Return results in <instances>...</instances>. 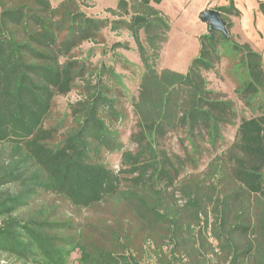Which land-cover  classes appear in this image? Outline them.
Instances as JSON below:
<instances>
[{"label":"trees","instance_id":"16d2710c","mask_svg":"<svg viewBox=\"0 0 264 264\" xmlns=\"http://www.w3.org/2000/svg\"><path fill=\"white\" fill-rule=\"evenodd\" d=\"M78 2L0 0V258L70 264L76 252L77 264H264V65L262 54L230 33V17L240 16L233 1L213 8L226 34L200 35L189 70L213 71L227 59L235 96L253 114L239 119L234 102L208 90L183 110L180 90L190 75L156 73L170 29L156 8L162 0H116L106 10L113 19L87 16ZM257 10L264 17V2ZM105 29L128 32L143 69L130 98L134 152L122 150L116 127L124 118L121 76L74 56L83 43H103ZM120 48L128 46H111ZM78 79L84 94L69 105L70 126L66 116L47 126L55 98ZM237 120L224 154L202 175L178 180L186 159L160 141L181 131L197 166L199 142L215 148L223 127ZM114 152H121L118 171L104 160ZM57 200L107 215L76 221Z\"/></svg>","mask_w":264,"mask_h":264},{"label":"rangeland","instance_id":"374dc122","mask_svg":"<svg viewBox=\"0 0 264 264\" xmlns=\"http://www.w3.org/2000/svg\"><path fill=\"white\" fill-rule=\"evenodd\" d=\"M61 1L63 0H50L53 7L58 5ZM218 1L222 0H162L160 4L156 5V8L161 10L166 16L170 29L166 35L167 40L161 46L155 70L158 76L165 71L190 75L191 82L180 90L183 110L196 107L197 100L203 96L205 90H208L213 92L211 96L213 98L226 99L234 102L238 113V119L239 116L250 117L253 114L245 109L241 101L235 96L234 88L236 84L226 73L227 59L222 58L213 71L194 73L189 70L191 60L198 55L199 37L207 32V25L200 21L199 14L205 9H210V5L213 7ZM78 5L87 16L113 19L106 10L114 9L116 0H79ZM231 35L237 43H244L238 35ZM103 36V43H83L74 53V56L78 60H85L88 65L93 67H98L100 63H104L121 76L125 90H122V95L119 96L120 107L124 118L116 127L122 142V150L134 152L136 146L131 142L130 137L138 131V127L137 118L133 113L130 98L137 97L143 69L136 45L128 32H111L105 29L103 31ZM140 38L144 46H147L142 32L140 33ZM117 42L126 44L128 49L120 48L113 51L111 46ZM91 49H93V51L90 55L89 51ZM259 53L262 54L263 59V53ZM83 94L82 81L78 79L76 80L75 88L70 93L55 98L52 116L46 125H52L55 120L66 116V120H63V123L70 126V118L67 117L69 105L76 102ZM237 124L238 120L233 126L226 125L223 127V141H218L215 148H211L209 145L199 142V148L202 153L199 155L196 154L198 158L197 166H194L193 152L189 149L182 132L168 133L160 141V148L165 149L170 155L177 154L184 160L186 159L183 172L179 175L178 180L188 176L197 177L206 172L213 160H215V156L218 157L219 155H223L234 141ZM120 155L121 152L105 153L104 160L111 169L118 171L120 167ZM51 196H45L44 199L46 201H51L54 199ZM177 196L180 195L177 194ZM54 203L58 206L57 209L61 214H71L76 221L83 220L88 216L93 218L95 215H107L104 213L105 210L102 209L97 212L91 210L78 212L61 200H57ZM77 258L78 254L76 252L72 253L70 264H77ZM0 264L18 263L13 260L8 262L6 258H0Z\"/></svg>","mask_w":264,"mask_h":264},{"label":"crops","instance_id":"0c3cea01","mask_svg":"<svg viewBox=\"0 0 264 264\" xmlns=\"http://www.w3.org/2000/svg\"><path fill=\"white\" fill-rule=\"evenodd\" d=\"M240 11L239 17H230L233 26L231 34L238 35L244 43H248L257 52L263 53L264 65V17L257 10V3L264 0H232ZM221 3V4H220ZM228 0L218 1L213 7L226 5ZM206 10V9H205ZM204 11V10H203Z\"/></svg>","mask_w":264,"mask_h":264},{"label":"water","instance_id":"95a60500","mask_svg":"<svg viewBox=\"0 0 264 264\" xmlns=\"http://www.w3.org/2000/svg\"><path fill=\"white\" fill-rule=\"evenodd\" d=\"M199 19L207 25V30L226 34L225 22L218 11L206 9L199 14Z\"/></svg>","mask_w":264,"mask_h":264}]
</instances>
